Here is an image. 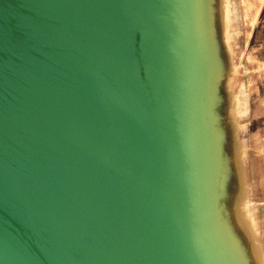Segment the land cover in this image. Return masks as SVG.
I'll list each match as a JSON object with an SVG mask.
<instances>
[{
	"label": "water",
	"instance_id": "1",
	"mask_svg": "<svg viewBox=\"0 0 264 264\" xmlns=\"http://www.w3.org/2000/svg\"><path fill=\"white\" fill-rule=\"evenodd\" d=\"M197 3L0 0V264H225L193 226Z\"/></svg>",
	"mask_w": 264,
	"mask_h": 264
},
{
	"label": "rangeland",
	"instance_id": "2",
	"mask_svg": "<svg viewBox=\"0 0 264 264\" xmlns=\"http://www.w3.org/2000/svg\"><path fill=\"white\" fill-rule=\"evenodd\" d=\"M197 5L217 97L196 126L193 226L225 264H264V0Z\"/></svg>",
	"mask_w": 264,
	"mask_h": 264
},
{
	"label": "crops",
	"instance_id": "3",
	"mask_svg": "<svg viewBox=\"0 0 264 264\" xmlns=\"http://www.w3.org/2000/svg\"><path fill=\"white\" fill-rule=\"evenodd\" d=\"M211 48L209 47H204V58L207 57L209 58L208 63H207V67H210V63H211ZM210 62V63H209ZM217 95V85H216V80L213 79L211 81V79H208V82H206V85L203 87V93H202V99H203V103H207V108L211 109V108H215L216 107V96ZM232 252L234 251L233 249H231ZM234 253V252H233Z\"/></svg>",
	"mask_w": 264,
	"mask_h": 264
}]
</instances>
